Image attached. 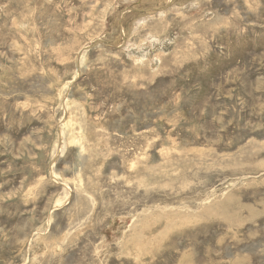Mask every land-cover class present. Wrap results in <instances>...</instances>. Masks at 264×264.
<instances>
[{
	"label": "rangeland",
	"instance_id": "1",
	"mask_svg": "<svg viewBox=\"0 0 264 264\" xmlns=\"http://www.w3.org/2000/svg\"><path fill=\"white\" fill-rule=\"evenodd\" d=\"M0 264H264V0H0Z\"/></svg>",
	"mask_w": 264,
	"mask_h": 264
},
{
	"label": "water",
	"instance_id": "2",
	"mask_svg": "<svg viewBox=\"0 0 264 264\" xmlns=\"http://www.w3.org/2000/svg\"><path fill=\"white\" fill-rule=\"evenodd\" d=\"M102 42V40H96V41H94L89 47H93V46H96V45H98V44H100Z\"/></svg>",
	"mask_w": 264,
	"mask_h": 264
},
{
	"label": "bare ground",
	"instance_id": "3",
	"mask_svg": "<svg viewBox=\"0 0 264 264\" xmlns=\"http://www.w3.org/2000/svg\"><path fill=\"white\" fill-rule=\"evenodd\" d=\"M135 19V18H134Z\"/></svg>",
	"mask_w": 264,
	"mask_h": 264
}]
</instances>
